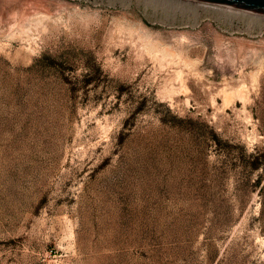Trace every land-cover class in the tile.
Instances as JSON below:
<instances>
[{
  "label": "rangeland",
  "instance_id": "obj_1",
  "mask_svg": "<svg viewBox=\"0 0 264 264\" xmlns=\"http://www.w3.org/2000/svg\"><path fill=\"white\" fill-rule=\"evenodd\" d=\"M0 264H264V15L0 0Z\"/></svg>",
  "mask_w": 264,
  "mask_h": 264
},
{
  "label": "water",
  "instance_id": "obj_2",
  "mask_svg": "<svg viewBox=\"0 0 264 264\" xmlns=\"http://www.w3.org/2000/svg\"><path fill=\"white\" fill-rule=\"evenodd\" d=\"M197 1L264 15V0H197Z\"/></svg>",
  "mask_w": 264,
  "mask_h": 264
}]
</instances>
